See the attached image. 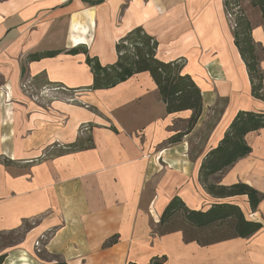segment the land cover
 I'll return each instance as SVG.
<instances>
[{"label":"crops","instance_id":"0c3cea01","mask_svg":"<svg viewBox=\"0 0 264 264\" xmlns=\"http://www.w3.org/2000/svg\"><path fill=\"white\" fill-rule=\"evenodd\" d=\"M249 7L253 42L264 48L261 12ZM225 14L222 0H0V235H21L2 252L4 264H264V199L251 210L246 196L215 198L199 182L203 158L233 117L264 112ZM136 27L157 42V59L183 61L201 93L202 114L188 132L176 128L192 112L167 113L147 72L87 90L86 57L114 64L116 43ZM49 88L78 92L43 108L34 99ZM213 112L219 123L194 152L190 138ZM81 125L89 130L79 133ZM174 136L179 142L169 143ZM244 140L250 153L212 181L264 196V128ZM175 197L194 211L235 204L261 229L208 245L186 242L179 229L159 234Z\"/></svg>","mask_w":264,"mask_h":264},{"label":"trees","instance_id":"16d2710c","mask_svg":"<svg viewBox=\"0 0 264 264\" xmlns=\"http://www.w3.org/2000/svg\"><path fill=\"white\" fill-rule=\"evenodd\" d=\"M227 11L237 9L234 21L233 38L239 55L246 67L251 84V95L254 99L264 102L263 72L260 60L256 54L258 44L253 42L251 24L241 15L239 0H222ZM252 7L261 12L264 26V0H248ZM229 13V12H228ZM230 14V13H229ZM231 15V14H230ZM157 42L146 34L141 27L129 31L118 40L115 45L117 60L112 65L101 66L96 58L86 57V64L92 73V84L87 90L108 89L128 80L135 74L147 72L156 84L158 94L166 107L167 113L191 111L188 120L189 129L196 124L202 114L201 93L187 74H183L181 59L163 62L156 58ZM72 49L69 52L76 53ZM54 54V53H49ZM77 93L76 90H67ZM264 128V112H238L224 130L217 145L203 158L199 168V182L207 194L215 198H229L246 196L251 210H255L264 196L244 183H235L223 186L213 183L212 176L222 173L225 168L250 153V147L244 137L247 133ZM180 136L171 137L169 143H177ZM74 149V145L65 147ZM45 153L35 161L46 158ZM181 218V226L172 227L171 221ZM181 230L184 240L196 241L200 245H208L231 238H247L261 229V225L247 220L240 208L232 203H215L206 211L187 209L177 197L173 198L160 220L158 233L164 234L173 230ZM214 230L218 238L202 236L207 230ZM116 242L113 237L104 243L111 246ZM6 255H0V264H4ZM55 264H64L57 261ZM149 264H162L154 260Z\"/></svg>","mask_w":264,"mask_h":264},{"label":"rangeland","instance_id":"374dc122","mask_svg":"<svg viewBox=\"0 0 264 264\" xmlns=\"http://www.w3.org/2000/svg\"><path fill=\"white\" fill-rule=\"evenodd\" d=\"M240 2V8H241V15H243L244 17H246L247 19H249L250 17V13L249 11V6H247V4L244 2V0H239ZM226 10V9H225ZM231 14V22L234 24L236 15L238 10L233 9L232 11H227ZM228 13V14H229ZM226 15V14H225ZM227 17V15H226ZM228 20V18H226ZM251 20H253V18L251 17ZM254 21V20H253ZM229 23V21H228ZM256 54L259 58V60L264 59V48L260 47L258 45L257 49H256ZM44 90V89H43ZM76 97V93H69L67 90L61 89V88H57L56 91L50 92L47 91V93H44V91H41V94L38 95V97H36L34 99V101H37L40 106H42L43 108L47 107L49 105L50 102H52L54 99H58L62 102H68L65 100H73ZM72 102V101H69ZM82 105V104H81ZM85 107V105H82ZM207 118H204L202 120L199 121V128H196V131L193 136H191L190 138V148L194 151L200 153L204 150V148H206V146H208V140L207 138L209 137L210 132L212 131V129L214 128V126L216 125V123L218 124V119L220 118V115L217 114V112H213V114L208 113L206 114ZM220 120V119H219ZM186 128V131H185ZM78 132L79 133H83V132H87L89 130V127H87L86 125H81L78 128ZM176 130H181L184 132H188L189 131V127L185 124H178ZM48 156V152H45ZM43 153L42 156L45 154ZM41 156V157H42ZM181 218L175 217L171 223L172 227H178L181 226ZM214 230H207L204 233H202V236H205L206 238H213L214 236ZM20 234L19 233H6V234H1L0 235V255L2 254V252H10L12 251V247L14 244H16L20 238ZM220 235H216L214 237L218 238ZM37 255L39 256V259L41 261H52L55 259H52V257H50L48 254H46L45 252H40L38 251Z\"/></svg>","mask_w":264,"mask_h":264},{"label":"built area","instance_id":"2783aa9c","mask_svg":"<svg viewBox=\"0 0 264 264\" xmlns=\"http://www.w3.org/2000/svg\"><path fill=\"white\" fill-rule=\"evenodd\" d=\"M226 15H227V18H228V20L231 22V15L230 14H228V12H226ZM231 25H232V29H233V27H234V24L231 22ZM22 88L24 89V90H26L27 88H26V85H22ZM57 90V88H49V89H44L43 91H44V93H47V91H50V92H53V91H56ZM36 247H38V242L36 243V245H35Z\"/></svg>","mask_w":264,"mask_h":264}]
</instances>
